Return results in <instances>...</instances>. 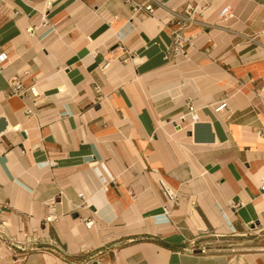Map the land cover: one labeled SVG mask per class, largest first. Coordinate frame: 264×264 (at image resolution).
<instances>
[{
  "label": "crops",
  "instance_id": "crops-1",
  "mask_svg": "<svg viewBox=\"0 0 264 264\" xmlns=\"http://www.w3.org/2000/svg\"><path fill=\"white\" fill-rule=\"evenodd\" d=\"M47 1L0 0V264H264V0Z\"/></svg>",
  "mask_w": 264,
  "mask_h": 264
},
{
  "label": "built area",
  "instance_id": "built-area-1",
  "mask_svg": "<svg viewBox=\"0 0 264 264\" xmlns=\"http://www.w3.org/2000/svg\"><path fill=\"white\" fill-rule=\"evenodd\" d=\"M125 3H129L133 7L134 14H139L141 12H147V14L153 16L155 11V4L164 5L163 2L159 0H120ZM51 1H47V7H51ZM197 12L196 8H191L185 14H175L168 22L163 23L170 30L172 36V42L166 47L165 58L169 62H177L183 58H186L188 55V49L191 45L189 37L185 34L186 28L194 24L197 19L195 14ZM233 16L231 6H226L220 12L219 17L221 20H226ZM43 24H48L46 17H43ZM29 32L33 33L34 29L29 28ZM11 94L18 96H25L27 94V87L25 84L15 76L10 80ZM31 91L37 95V89L35 86H31ZM229 103L227 98H223L214 106V111L216 113H224L228 110ZM181 119L184 121H189L192 126L200 121L199 109L193 103L188 104V111L181 116ZM259 136H264V129L258 131ZM54 164L55 162H51ZM160 190L165 196L167 202L164 204L163 209L166 214H169L171 208L176 205L179 201V194L175 191L165 179L160 178L158 181ZM259 190L261 193H264V174L260 180ZM51 220V217H48V221ZM2 224L5 223L1 221ZM86 226L91 228L94 225L93 220L88 217L84 220ZM0 233L5 234L0 227ZM11 241H14L10 238ZM18 259V258H17ZM16 259V260H17Z\"/></svg>",
  "mask_w": 264,
  "mask_h": 264
},
{
  "label": "rangeland",
  "instance_id": "rangeland-1",
  "mask_svg": "<svg viewBox=\"0 0 264 264\" xmlns=\"http://www.w3.org/2000/svg\"><path fill=\"white\" fill-rule=\"evenodd\" d=\"M6 226V225H5ZM13 232V231H12ZM15 233V235H14V239H12V240H14V241H12V242H14V244L13 243H9V242H7V241H5L4 240V242H5V244H6V246H7V248H9V250H10V252H11V254H10V259H13V256L14 255H19L21 252H24V251H21V249H19L18 247H17V245H22V243H24V242H26L27 240H28V237H25L24 236V234H23V232L22 231H20V233H18V232H14ZM30 238L31 239H29V241L30 242H35L34 241V238H36V235H33V236H30ZM28 241V242H29ZM221 243H230V244H233L234 246H231L230 248H234V250L235 251H240V249H242L243 247H245L244 245L243 246H241V245H237V243L236 242H233V243H231V242H222V241H220ZM1 244H4L3 242H0ZM235 243V244H234ZM252 243V242H251ZM4 244V245H5ZM34 246H36V245H34ZM8 254V253H7ZM18 258V257H17ZM16 258V259H17Z\"/></svg>",
  "mask_w": 264,
  "mask_h": 264
},
{
  "label": "water",
  "instance_id": "water-1",
  "mask_svg": "<svg viewBox=\"0 0 264 264\" xmlns=\"http://www.w3.org/2000/svg\"><path fill=\"white\" fill-rule=\"evenodd\" d=\"M77 216H78V214L75 215V217H77Z\"/></svg>",
  "mask_w": 264,
  "mask_h": 264
}]
</instances>
